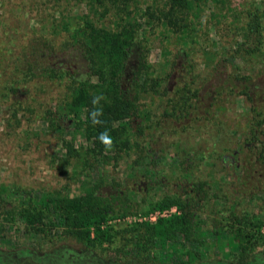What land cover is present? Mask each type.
<instances>
[{"label": "trees", "instance_id": "16d2710c", "mask_svg": "<svg viewBox=\"0 0 264 264\" xmlns=\"http://www.w3.org/2000/svg\"><path fill=\"white\" fill-rule=\"evenodd\" d=\"M82 1L88 12L69 13L58 22H51L48 29L24 36L18 51L10 53L6 68L0 69V100L10 101L13 115L25 109L29 100H36L45 81L62 85L63 93L51 97L41 120L50 128L69 132V138H61L63 156L56 158L69 165L74 162L80 193L71 195L66 185L40 193L26 192L18 185L0 184V202L9 196L15 198L16 215L24 223L33 228L37 218H45L52 227L62 228L75 238L88 252L118 247L128 252L129 246L139 245L151 250L154 244H163L159 247L169 264H206L201 259L206 255V247L196 236L200 228L195 217L207 205L210 188L205 180L195 181L194 173L189 170L194 160L193 148H182L184 160L177 155L182 170L171 182L156 167L153 155L157 153L154 145L160 127L168 120L193 117L199 91L193 86L197 80L193 50L198 45L203 51L209 47L207 41L199 40V24L207 8L225 0H149L144 10L141 0ZM105 17L107 20H102ZM234 28L240 39L233 38L229 43L231 47L237 43L233 47L235 53L230 54L232 61L247 62V58L255 57L264 63V8L242 9ZM155 29L167 40L162 52L169 67L177 54L188 63L182 74L187 83L174 92L163 85L169 72L154 75L149 59L152 45L146 31ZM223 38L227 36L220 35L219 40ZM210 46L214 47L215 43ZM56 51L62 54L61 62L65 65L51 57ZM133 56L135 59L130 64ZM78 64L84 66L83 71H78ZM145 93L165 97L166 105L155 118L141 101ZM244 94L248 95L247 91ZM250 110L253 119L249 131L241 141V151L237 154L235 149L232 156L237 177L229 184L228 191L221 185V193L216 194L222 207L228 203V227L199 231L211 232L215 240H219L221 232L227 233L231 247L240 252L253 250L264 241L263 215L239 213L235 201L264 190L261 188L264 143L260 142L255 163L240 154L264 132L263 111L255 104ZM209 113L207 110L206 114ZM77 137H82L86 145L76 143ZM131 154H135L130 163L134 174L139 172L149 177L154 182L152 189L166 188L160 197L139 201L138 193L130 186L132 174L108 181L106 174L98 177L96 172L97 180L93 181L90 172L111 161L116 165ZM202 157L198 155L199 160ZM172 207L176 208L175 213L157 216L154 222L124 225L113 222L127 215L163 212Z\"/></svg>", "mask_w": 264, "mask_h": 264}, {"label": "rangeland", "instance_id": "374dc122", "mask_svg": "<svg viewBox=\"0 0 264 264\" xmlns=\"http://www.w3.org/2000/svg\"><path fill=\"white\" fill-rule=\"evenodd\" d=\"M148 3L149 0H141V10ZM253 7L263 9L264 0H225L224 3L207 8L199 24V40L207 41L209 47L203 51L201 45H198L193 50L194 60L197 61V80L193 86L199 88L193 117L168 120L156 132L154 146L157 153L153 157L156 167L162 169L163 176L170 182L182 170V165L176 160L177 155L184 160L185 152L182 148H193L194 160L189 170L194 173L195 181L205 180L210 188L207 205L195 217L201 231L228 227V203L222 207L216 200V194L221 193V185L228 191L229 184L237 177L232 156L235 149L237 154L241 151V141L249 131L253 119L250 110L252 104L258 106L264 116V63L255 57L247 58V62H241L240 59L232 61L233 57L230 56L235 53L233 49L237 43L234 48L229 43L233 38L237 41L240 39L234 28L238 25L239 12ZM82 11L88 12L82 0H0V69L6 68L10 53L18 51L24 36H29L35 30L48 29L51 22H58L69 13ZM146 33L150 35L152 45L149 59L154 67V75L169 72L163 85L174 92L186 82L182 74L188 63L184 56L177 54L169 67L162 52L167 40L162 37L159 29L153 32L147 30ZM220 35L227 38L221 41ZM212 43H215L214 47L210 46ZM166 56L170 58L173 55ZM51 57L60 61L61 65L66 64L61 62L63 56L60 51ZM134 59V56L131 57L130 64ZM83 68V65H77L78 71H83ZM246 91L248 95L244 94ZM38 93L36 100H29L26 108L20 109L17 115L12 114L9 100H0V184L18 185L26 192L40 193L66 185V191L71 195L79 194L80 182L74 176V162L69 165L59 160L63 156L61 138H69V132L50 128L41 120L44 109L51 103V97L56 98L63 93L62 85L45 81ZM141 101L154 118L162 113L166 105L165 97L155 93H145ZM207 110H210L209 114H206ZM261 129L264 131V124ZM78 142L86 145L82 137H77ZM260 142L264 143V132L259 134V139L251 146L244 147V152L240 154H245V157L247 155V159L255 163ZM198 155L203 156L201 160ZM134 157L135 154H131L125 160L120 159L116 165L111 161L96 168V171L90 172L93 181L97 180L96 172L98 177L106 174L108 181L119 177L123 179L125 175L132 174L129 178L130 186L138 193L139 201L160 197L166 188L152 189L154 182L149 177L139 172L134 174L130 167ZM261 186L264 188V184ZM172 187L178 189L176 184ZM251 195L235 200L238 202L237 212L251 215L260 213L264 217V190ZM17 205L16 199L10 196L0 202V264L170 263L164 261L163 249L159 247L163 244H154L151 250H145L139 245L136 248L129 246L127 249L131 250L128 252H122L119 247L88 252L75 238L64 233L62 228L52 227L51 222L45 218H37L31 228L16 215ZM155 212L127 215L123 220L113 222H120L121 225L145 220L154 222ZM199 231L196 236L206 247V255L201 258L206 264H264V241L259 240L253 250L247 248L245 252H240L231 247L227 233L221 232L219 240H215L211 232ZM261 232L264 233V225ZM164 246H167L166 242Z\"/></svg>", "mask_w": 264, "mask_h": 264}, {"label": "built area", "instance_id": "2783aa9c", "mask_svg": "<svg viewBox=\"0 0 264 264\" xmlns=\"http://www.w3.org/2000/svg\"><path fill=\"white\" fill-rule=\"evenodd\" d=\"M175 212H176L175 207H172L170 210H165L163 212L156 211L153 215L154 216L153 218L156 219L157 216H168L169 214L175 213Z\"/></svg>", "mask_w": 264, "mask_h": 264}]
</instances>
